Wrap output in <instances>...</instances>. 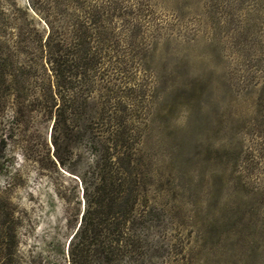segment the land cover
Masks as SVG:
<instances>
[{"label": "rangeland", "instance_id": "1", "mask_svg": "<svg viewBox=\"0 0 264 264\" xmlns=\"http://www.w3.org/2000/svg\"><path fill=\"white\" fill-rule=\"evenodd\" d=\"M121 1L147 49L140 121L157 264H264V0ZM27 9L0 0V55ZM51 127L40 113L17 119L12 96L0 104V234L13 219L20 264H67L84 209L76 177L47 159Z\"/></svg>", "mask_w": 264, "mask_h": 264}, {"label": "trees", "instance_id": "2", "mask_svg": "<svg viewBox=\"0 0 264 264\" xmlns=\"http://www.w3.org/2000/svg\"><path fill=\"white\" fill-rule=\"evenodd\" d=\"M126 15L121 0H28L27 21L14 19L15 47L0 55V104L12 96L17 119L40 113L52 122L47 159L82 190L67 264H157L160 256L140 121L147 49ZM12 222L1 228L0 264H20Z\"/></svg>", "mask_w": 264, "mask_h": 264}]
</instances>
